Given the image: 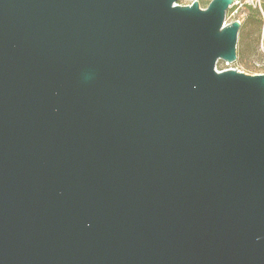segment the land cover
<instances>
[{"label": "water", "instance_id": "obj_1", "mask_svg": "<svg viewBox=\"0 0 264 264\" xmlns=\"http://www.w3.org/2000/svg\"><path fill=\"white\" fill-rule=\"evenodd\" d=\"M233 3L0 0V264H264Z\"/></svg>", "mask_w": 264, "mask_h": 264}, {"label": "rangeland", "instance_id": "obj_2", "mask_svg": "<svg viewBox=\"0 0 264 264\" xmlns=\"http://www.w3.org/2000/svg\"><path fill=\"white\" fill-rule=\"evenodd\" d=\"M194 0H177L178 4L188 5ZM201 8H205L211 0H197ZM243 2L245 0H237ZM262 8H264V0H262ZM244 3L242 6L239 3L234 7L229 8L226 13V23H231L234 20H239L243 23L239 31L237 42V60L232 64L219 61L217 63L218 70L236 69L246 74H261L264 73V15L260 11L261 19L250 13ZM253 7H256L252 5ZM259 8V7H258ZM249 15L251 20H246ZM262 20V21H261Z\"/></svg>", "mask_w": 264, "mask_h": 264}, {"label": "trees", "instance_id": "obj_3", "mask_svg": "<svg viewBox=\"0 0 264 264\" xmlns=\"http://www.w3.org/2000/svg\"><path fill=\"white\" fill-rule=\"evenodd\" d=\"M262 0H260V6H261V9L263 10V12H264V8H262ZM247 6V8L249 9V11H250V13L252 12L255 16H257V17H259L260 19H261V15H260V7L259 6H256V7H253L252 5H246ZM232 7H234V6H232ZM231 7V8H232ZM259 7V8H258ZM251 13V14H252ZM262 13V12H261ZM263 14V13H262ZM251 16L252 15H249L248 17H247V19L246 20H251ZM262 21V20H261Z\"/></svg>", "mask_w": 264, "mask_h": 264}, {"label": "built area", "instance_id": "obj_4", "mask_svg": "<svg viewBox=\"0 0 264 264\" xmlns=\"http://www.w3.org/2000/svg\"><path fill=\"white\" fill-rule=\"evenodd\" d=\"M239 3L240 6H242L244 3H249L252 4L254 6H259L260 7V0H245L243 2H239L237 0H234V3L232 6H234L235 4ZM226 23V22H225Z\"/></svg>", "mask_w": 264, "mask_h": 264}, {"label": "crops", "instance_id": "obj_5", "mask_svg": "<svg viewBox=\"0 0 264 264\" xmlns=\"http://www.w3.org/2000/svg\"><path fill=\"white\" fill-rule=\"evenodd\" d=\"M260 10H261V12L263 13V15H264V12H263V10L261 9V6H260ZM242 26H243V23L241 22V28H242ZM240 28V29H241Z\"/></svg>", "mask_w": 264, "mask_h": 264}]
</instances>
